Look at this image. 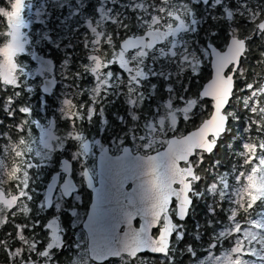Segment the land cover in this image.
<instances>
[{
  "label": "snow or ice",
  "instance_id": "6c2138e0",
  "mask_svg": "<svg viewBox=\"0 0 264 264\" xmlns=\"http://www.w3.org/2000/svg\"><path fill=\"white\" fill-rule=\"evenodd\" d=\"M8 2L10 10L0 7V17L6 18V29L0 32L6 38L0 46V87L4 91L8 87L20 89L5 99L3 111L10 120L15 118L17 111L24 117L21 123L14 125L21 135L11 143L26 145L27 151L22 155L27 171L24 184L9 181L8 184L15 191L0 185L5 196L11 194L19 197L12 208L6 213H0V217H5L0 219V227L8 222L7 213L14 208L30 219V205L35 194V176L32 170L41 167L40 161L45 160L50 151L60 145L67 147L69 141L75 144V148L68 159V165L77 164L83 179L91 187L87 161L95 146V138L90 137L84 130V123L92 126L98 115L100 122L106 126V107L124 97L127 117L117 114V119L125 130L121 136L115 138L118 141V151L122 155L106 161V168L112 174L114 198L121 205V219L110 230L102 229L98 225V210L94 209L88 220L90 239L82 247L83 255L73 264H103L113 258L118 259L121 264H135L137 260L147 264V258L141 255L144 252L162 255L160 264H175L173 253L184 239L185 230L183 224L174 222L173 214L179 221H184L195 200L205 202L208 216L215 217L218 211L224 212L229 222L224 225L223 221H219L223 226L215 229V222L207 220V226L215 230L205 247L206 258L197 259L196 249L191 244L182 250L190 254L196 264H264V197L250 203L246 195L251 192L253 184H264V82L253 81L246 84L250 95L243 98V108L254 118L245 117L243 132L238 125L231 141L226 145L231 156L242 159L240 168L234 163L231 169H222L223 162L217 159L209 169H205V175L197 172L203 164V154H212L222 136L233 133V128L228 126L229 119L237 122L240 119L234 111L225 109L234 95V75L237 72L243 75L247 71L241 65L250 51L249 41L256 37L264 41V5L257 3L253 7L251 0ZM200 7L203 8V15L197 11ZM218 8L220 14L211 15ZM52 12L59 21V34L56 38H53L52 30L46 27L35 36L25 31L33 23L40 21L47 25ZM210 15L213 21L224 19L228 23L231 32L227 51H218L212 43L218 35L215 30L206 31L204 35L208 40L203 46L199 45L200 29ZM237 17L240 18L239 21ZM237 23L251 25L246 36L239 35L241 29L235 26ZM109 24L115 27L114 33L108 30ZM121 32L125 35L117 45L114 37L119 38ZM30 44H52L57 50H64V80H79L84 74H89L93 79L90 87L79 90L81 95L88 93L90 103L77 105L74 102L75 97L69 92L61 98L58 111L69 125L63 133L34 117L33 106L25 104L18 109L12 107L23 93L30 96L34 94L35 87L31 81L50 71L52 62L37 56L35 51L30 54L40 62L42 67L39 70L33 72L27 63L19 60V57L29 54ZM78 46L83 48L87 63H80L83 73L76 71L70 74L72 57L67 50L75 51ZM204 57H211L213 61L214 77L211 82L193 96L186 95L187 88L183 90L184 94L176 95L170 81L175 78L182 82L181 78L185 73H191L193 77L198 75L197 70ZM113 65L120 71L113 72ZM153 79L164 81V91L169 95L165 101L153 106L151 111L144 112L145 103L157 95L158 85L151 83ZM53 82L44 81V93H48ZM71 87L72 85H66V88ZM206 98L212 101L213 111L210 118L203 119L198 128L186 136L163 139L169 131L176 129L178 119L188 121L196 115L197 108L203 111V101ZM176 100L180 103L176 104ZM97 105L100 106L98 110ZM129 120L130 124L127 122ZM2 123L0 120V124ZM40 125H44V128ZM253 125L258 133L255 137L252 135ZM33 128L39 130L38 135ZM4 135L0 133V137ZM129 141L141 150L138 154L132 153L126 146ZM237 142L240 144L239 148L236 147ZM157 144L166 147L161 151L156 148ZM152 151L155 154H150ZM4 152L10 153L9 145L0 150V165L6 167ZM194 156L198 158L197 161L192 160ZM244 166H251L250 172L241 170ZM2 171L0 168V172ZM233 179L235 184L231 182ZM126 184L133 186L131 192L125 191ZM198 184H202L199 189L196 187ZM154 186L161 188L165 202L149 207L148 202ZM70 187H73L71 180L60 185L61 200L72 199ZM21 190L23 195H20ZM226 203L228 208L224 207ZM40 207L37 205L38 209ZM71 207L70 205L69 214ZM241 209L247 214V227L243 226L244 222L237 220L238 211ZM12 215L15 216L16 213L13 212ZM137 217L141 220L138 229L133 228V221ZM121 224L126 226L122 237L117 234ZM158 225L159 234L154 236L152 229ZM34 226H39V221H31L27 225L14 224L17 231L12 243L15 244L17 240L20 242V246L14 250L8 240L0 239V244L10 254L11 264H52L55 256L53 242L56 248L65 247L60 232H53L49 242L44 248H40V244L44 242L37 240L35 233L32 239L24 234L25 228L32 230ZM49 229L52 230L51 226ZM199 229L200 225H197L194 237L197 241L202 237ZM12 235L8 233L9 237ZM225 240H231L232 247L216 254L215 249L222 246ZM245 256L254 259H245Z\"/></svg>",
  "mask_w": 264,
  "mask_h": 264
},
{
  "label": "flooded vegetation",
  "instance_id": "af4514ba",
  "mask_svg": "<svg viewBox=\"0 0 264 264\" xmlns=\"http://www.w3.org/2000/svg\"><path fill=\"white\" fill-rule=\"evenodd\" d=\"M8 0H0V7L4 8L5 10H9L8 6ZM251 3L253 7L257 3H260L264 5V0H251ZM10 5V4H9ZM119 10V9H118ZM200 15L204 14L203 8L200 7L197 9ZM220 14V9H216L214 12L211 13V15H219ZM211 15L208 17L207 22L203 24V26L200 29L199 33V45L203 46L205 41L208 40V37L204 35V33L210 32L212 30H215L218 35L217 37L212 41V43L215 45L216 49L220 52L227 51V44L230 43V28L228 26V23L224 19H220L218 21H213L211 19ZM3 19V17H0ZM237 21L240 20L239 17L236 18ZM239 29H241L239 35L241 37L246 36L251 28V25H245L243 23H237L235 25ZM114 31L115 27L113 26ZM6 29V22L1 21L0 22V32L4 31ZM42 29V25L39 23V27L35 23H33L29 29H26L25 31L33 34L35 36L37 32L39 33ZM53 35V32H52ZM125 34L121 32L120 37L115 40V43L119 45L122 42V38ZM5 37L0 35V43L5 42ZM248 48L250 51L247 54V57L242 60V65L241 67L246 69L247 71L242 75L241 73L237 72L234 75V95L230 98V101L228 105L226 106L225 111H234L237 116L240 114V112H244L245 117L248 118H254L250 112H247L243 108V98L247 95H250V92L246 90V84L253 82V81H258V82H264V41H262L259 37H256L255 39L249 41L248 43ZM71 54V66H72V60L76 57L81 58L80 56H76L73 53L69 52ZM38 54V53H36ZM42 58L49 59L53 62L54 64V72L53 76L51 78L56 80L57 86L56 88L52 91V94L50 97H53V95L59 93L60 88L63 85H72L73 83H82V80L85 81L86 86L90 87L93 84V79L89 74H87L84 78L82 79H71V80H64V79H58V73L57 70L62 66V62L59 64V66L56 65L53 57L45 55V54H38ZM22 57V56H21ZM31 61V56L29 57ZM85 59V55L83 57ZM32 62V61H31ZM34 63V62H32ZM211 63H212V58L211 57H206L203 61V63L200 66L199 73L200 72H207L209 74V77L203 81L201 84V87L209 80L211 76ZM36 68L41 66L39 64L34 63ZM113 72H119L120 69L117 66H112ZM229 70H226L228 72ZM185 75V74H184ZM183 75V76H184ZM183 76H182V81H183ZM47 78H50L48 73L46 72V77L42 80V83L44 80ZM174 80V79H173ZM172 80V82H174ZM62 83L60 84V82ZM180 81H177L179 83ZM151 83H156L158 87H160L164 93V97L162 98L161 101L167 97L168 93L164 91L165 87V82L162 80H157L153 79ZM182 83V82H180ZM257 87L259 86V83L256 85ZM201 89V88H200ZM199 89V90H200ZM66 90V89H65ZM184 90V86H183ZM5 91L0 87V95H2ZM63 92V91H62ZM68 92L71 93V88L68 89ZM199 93V91H198ZM49 99L50 107L51 104L54 102V97L53 99ZM264 100V98H262ZM205 101V100H204ZM208 106H212V101H206ZM121 110L122 113H120V116H125L127 117V109L126 105L124 104V97H120L117 100L116 103V108L114 110ZM106 112V110H105ZM211 112V111H210ZM108 112H106V115ZM210 113L208 114V116ZM207 116V117H208ZM50 118H53L51 115L48 116V120ZM107 118V117H106ZM47 119V118H46ZM54 119V118H53ZM55 120V119H54ZM46 121V120H45ZM44 121V122H45ZM108 121V120H107ZM119 122V120H118ZM129 124L131 121H127ZM246 123V120L244 122V125ZM233 124H238L237 121H233L231 118L228 121V126ZM236 130V126H233V133H225V135L229 136L231 134H234ZM256 132V127L253 125L252 128V134H255ZM39 132L37 133V135ZM122 134L120 132L117 133H110L106 132L104 128L101 130L100 134L97 136L98 138H95V146L92 149L90 159L87 161V165L89 168V174L91 176V187L87 185V182L83 179L82 173L80 172L79 166L77 164H72L68 165V159L71 158L72 150L75 148V144H73L71 141L69 145L66 147V151L61 152L65 153L62 155L60 160L58 161L56 158L53 161H45L43 166L44 172H45V182L44 185L41 187V190L38 191L37 193L40 195L39 201L37 202V205H40L41 207L38 209L36 206V213L28 218V220H25V215L22 214L18 209L14 208L10 212L7 213V223L4 224L2 227H0V234L2 239H6L9 242V245L13 247V250L15 247L20 246V242L17 240L15 244L12 243L13 237L15 236V233L17 229L14 227V224H21V225H27L31 221H39V226H34L32 230H29L28 228H25L24 234L26 235L27 238L32 239L34 233L36 234L35 238L37 240H41L44 243L40 244V248H44V245L48 243L49 239V234L47 230V225L50 222H54L53 226H55V223L58 222L60 224V228H55L56 233H59L62 236V239L64 241L65 247L63 248H56V244L53 245V251H54V260L52 264H73L74 261H76L79 256L83 255V249L82 247L85 245V243L88 241V220L89 217L92 215L94 209L98 210V225L99 227H102V229L106 228H111L116 222H118L121 219V205L117 203L116 199L114 198V190H107L106 189V194H105V199L101 198V196L104 194L102 190H100V182H98V175L96 172V161H97V156L99 153H101L102 149L104 147L107 148V151L105 153H109L110 156L116 157L119 155L121 152L118 151V149H115L114 147V142L117 140L115 139L117 136H121ZM258 135V133H257ZM97 140V142H96ZM132 142L129 141L127 145L131 146ZM128 146V147H130ZM131 148V147H130ZM216 150V149H215ZM133 153H139L138 151H133ZM154 153V152H151ZM46 160V159H45ZM62 161H64V165H62ZM241 165H242V159L240 158ZM183 166V165H181ZM251 166H244L242 168L243 171L245 172H250ZM4 171V172H3ZM3 174H2V179H0V185H3L5 188H7L9 181H19L21 184H24V174L21 170V168L16 170L14 174L12 173L10 176L7 174V171L3 169ZM39 173V172H38ZM56 178V185L54 188V191L52 193V199L49 205H46L44 201V195L46 188L48 184L51 182L53 178ZM39 179H41V175H39ZM66 180H71L73 187H70L71 189H75V191L71 194L72 199L71 200H61L60 199V185H62ZM103 181V180H102ZM43 184V183H42ZM235 184V182L233 183ZM108 185V184H107ZM255 185V184H253ZM103 186V185H102ZM242 185H237V187H240ZM256 187L252 188L251 192L249 194L247 193V198L250 203H254L257 199H260L261 197H264V184L260 185H255ZM106 187V186H105ZM132 187L130 184L125 186V191L126 192H131ZM69 188V189H70ZM98 188L97 192V204L93 205V198H94V191L92 189ZM20 195H23V192L21 190ZM0 213H6L8 208L5 206L6 205V199L9 196L12 195H7L5 196L3 194V189L0 188ZM4 197L6 199H4ZM19 197H17L18 200ZM113 200V201H112ZM17 202V201H16ZM14 203V205L16 204ZM96 202V201H95ZM152 202V197L148 202V206L151 207L150 203ZM203 203L204 201L201 200H195L192 208L187 216V218L184 221H179L175 215L173 214V220L177 224H183L184 229H186V226L189 222L190 215L193 211H195L196 215H193V225L195 230H197V225H200V233L202 234L201 240L198 241L197 244H195L198 247L197 252V259L199 258H206V251L205 247L209 243L210 236H205L206 232L208 231L209 233H212L215 229L221 228L223 225H221L219 222H215L214 220L220 221L221 216L223 215L224 212H219L217 213V216L215 217H210L207 215L206 209H201L199 206V203ZM173 202V207H174ZM13 205V206H14ZM71 207V214H69V206ZM11 206L10 208H12ZM229 207V206H228ZM23 211V209H21ZM15 212L16 215L13 216L12 213ZM246 213L241 209L238 211L237 215V220L240 222H244L243 226L247 227L246 224ZM5 217H0V219H4ZM213 220L215 222V229L210 228L207 225L204 226L205 220ZM192 221V219H190ZM226 223L228 222L227 217H225ZM102 222V223H101ZM229 223V222H228ZM141 224V220L139 217L134 219L133 221V228H139ZM159 225L155 228L152 229V235L158 236L159 234ZM125 225H121L119 227V230L117 231L118 235H123L125 232ZM8 233H12V237L8 236ZM173 241H175V237L173 236ZM183 247L182 242L179 243V247L177 248L176 251L181 250ZM232 247V242L231 240H225L222 244V246H218L215 249L216 254H220L224 249H230ZM2 250L5 253V260L3 264H11V259H10V254L7 250V248L2 245ZM142 256L147 258V264H160L161 259H163L162 255H152L149 252H144L141 254ZM175 258V257H174ZM245 259H254L251 256H245ZM183 261V260H182ZM181 261V258L178 256L175 258V264H184ZM95 264V262H94ZM103 264H121V262L118 259H109L106 262H103ZM135 264H144L143 261L137 260ZM186 264H195L194 262H187Z\"/></svg>",
  "mask_w": 264,
  "mask_h": 264
},
{
  "label": "trees",
  "instance_id": "16d2710c",
  "mask_svg": "<svg viewBox=\"0 0 264 264\" xmlns=\"http://www.w3.org/2000/svg\"><path fill=\"white\" fill-rule=\"evenodd\" d=\"M51 11V10H50ZM1 19V18H0ZM41 25H42V29H44L45 27L47 29L52 30L53 32V38H56L57 35L59 34V21L56 18V14L54 12L51 13V18L49 19V22L47 23V25H43L44 21H40ZM41 29V30H42ZM108 30L111 32H115L113 25H108ZM41 32V31H40ZM38 34V32H37ZM115 40H117L116 37H114ZM74 42V41H73ZM105 48H107V45H105ZM29 49L31 52L32 50L35 51L38 54H45L48 56L53 57L55 63L57 66H59V64L65 59V52L63 49L61 50H57L52 44H41L39 46L34 45V44H30L29 45ZM68 53L71 52L76 56H80L76 57L72 60V66L70 69V74L72 72H76V71H80L83 73V68L80 67V63L81 61H84L85 63H87L86 59H83L85 52L83 50L82 47H77L75 49V51H73L72 49H68L67 50ZM19 60L27 63L28 67L30 70H32L33 72L36 71V66L34 63H32L29 59V57L27 55H23L22 57H19ZM87 74L83 75V78L86 76ZM209 77V74H207V72L203 71L201 72V74L198 76L196 75L195 77H193L192 75L189 74H185L183 76V81L182 83H177V80L174 78V82L170 81V83L174 86L175 88V94L176 95H180V94H184L183 91V86L184 89L187 88L188 91L186 93L187 96H193L194 94H198L199 89L201 88V83L203 81H205L207 78ZM38 82H40L39 77H37L34 81H31V83L33 84V86L35 87V92L34 94H28V93H23L19 98L16 99L15 104L12 106L14 109H18L19 106L21 105H25V104H29L31 106H33V116L40 118V119H46L44 116L43 118L40 117V112H39V107H40V103H39V99L41 97V92L39 90L38 87ZM187 85V86H186ZM82 88H88V86H86L85 81L82 80V83H73L72 87H71V94L75 97V103L77 105L79 104H83V103H90V99H89V95L87 92H84L82 95L80 94V89ZM14 91H20V89H12L11 87H8L7 91H5L2 95H0V120L3 121L2 124H0V133H4L5 135L0 137V150H3L5 148L6 145H9V149H10V153H3L4 156V160L7 162V166L5 167L4 165H0V168L5 169L7 171V174L10 176L12 173L14 174V172L16 170H18V168L22 170L23 174H24V183L26 182L25 180V173L27 171V165L25 164L24 161V157L22 155V153L26 152V145H24L23 143H18L15 145H12V141L16 140L17 137H19L21 135V133H19L16 128L14 127V125H17L19 123H21V121L24 119L23 115L17 111L15 118L14 119H9L8 116L6 115V113H4L3 111V107H4V101L8 96H13L14 95ZM50 97V96H49ZM164 97V93L162 91V89L160 87L157 88V95L155 98H153L152 100L148 101L147 103H145L144 105V112H149L152 110V107L155 106L158 102H160L162 100V98ZM109 99H112V97H109ZM46 101L47 103H49V99L48 97H46ZM116 103H112L109 104L106 107V112H108L106 115L107 120H108V124L105 127H102V123L101 118L97 115L94 118V123L92 126H89L87 122L84 123V130L87 132V134L90 137H97L101 130L104 128V130L106 132H110V133H117L120 132L121 134L123 133L124 126L118 122L117 119V114L122 113L121 110H114L116 108ZM203 104L205 105V108L203 109V111L198 110V114L195 115L194 119L188 120V121H183L182 119H180V122L182 123L179 128L178 131L176 133H174L173 135H183L187 132H189L190 130L195 128V124L197 125L198 123H200L203 119L207 118L208 114L210 113V111L208 112V104L206 103V101H203ZM60 105V102L58 103V100H54V102L51 104V107L53 108H58V106ZM97 110L99 109V105L96 106ZM56 109L53 110H48L46 115L47 117L49 115H51L56 123H55V128L60 132L63 133L66 129H68V121L64 120L60 117V115L57 113ZM240 117L238 124H233L230 125L231 128H233V126H237L239 125L240 127V131L243 132V126H244V122H245V114L244 112H240V114L238 115ZM79 124V121L77 122ZM33 131L37 134L38 131L33 128ZM254 137L258 136L257 133L252 134ZM170 136V135H169ZM231 134L229 136L227 135H223L222 138L220 139V141L218 142V146L215 148L216 150H214V152L210 155H205L203 154V164L197 169V172L201 175H205V169H209V167L213 164L214 161H216L217 159L221 160L222 163V169L223 168H227V169H231L232 165L235 163L237 165L238 168H240L241 166V161L239 157H235V156H231L229 153V150L227 149L226 145L228 144L229 141H231ZM236 147L239 148L240 144L239 142H237ZM137 151H141L138 150ZM153 152V151H152ZM14 154V155H12ZM242 170V168H241ZM4 172V171H3ZM3 172H0V177H2ZM39 172V173H38ZM33 175L35 176V181L33 183V190H34V199L31 202V216L34 215V213H36L35 209L37 206V202L39 201L40 195L37 193L38 191L41 190L42 187V183L45 182V172L43 167H39L37 169H33L32 170ZM39 175H41V179H39ZM209 179H211V177H209ZM232 183L235 182V180L233 179L231 181ZM239 186V185H238ZM196 187L199 189L202 187V184H198L196 185ZM7 188H11L12 191H15V188L12 187L11 184H8ZM6 188V189H7ZM11 195V194H10ZM209 202L210 198H209ZM199 203V206L201 209H206L207 212V206L205 204V202L203 203ZM228 204L226 203L224 205L225 208H228ZM26 211V209H24ZM193 215H196L195 211H193L190 215V219H192V221L189 219V222L187 221L186 223H188V225L186 226V230L187 232H190V228H193ZM225 213H223V215L221 216L220 221H223L224 224L226 223L225 221ZM25 220H28V217L25 216ZM215 221V220H214ZM207 220H205V224L204 226L207 225ZM215 222H219L218 220ZM195 231V228H194ZM0 234V239L1 238ZM211 233H209L208 231L206 232L205 236H210ZM184 243V241H182V244ZM193 245V247L196 249V251L198 250V247L195 244H191ZM181 249H184L183 247ZM174 257H178L179 255L177 254V251L175 253H173ZM5 260V253L2 250V244H0V264H3ZM182 262L184 264H186L187 262H194L196 260L192 259L189 260V257L187 255L182 257ZM189 260V261H188Z\"/></svg>",
  "mask_w": 264,
  "mask_h": 264
},
{
  "label": "rangeland",
  "instance_id": "374dc122",
  "mask_svg": "<svg viewBox=\"0 0 264 264\" xmlns=\"http://www.w3.org/2000/svg\"><path fill=\"white\" fill-rule=\"evenodd\" d=\"M8 6H10L9 5V3H8ZM9 10H10V7H9ZM26 15V17L28 16V14L26 13L25 14ZM1 21H4V22H6V18H4L3 17V19L1 18L0 19V22ZM40 23V22H39ZM39 23H35L36 25H37V27H39ZM40 25H41V23H40ZM6 40V39H5ZM4 42H2V43H0V46H2V44H3ZM33 51V50H32ZM38 55V54H37ZM27 56L28 57H30L31 56V54H30V52H29V54H27ZM206 57H204L203 58V60H202V63H203V61H204V59H205ZM115 66V65H114ZM40 69V67H37L36 68V71L37 70H39ZM200 69V68H199ZM199 69L197 70L198 71V73H199ZM111 70L113 71V68H111ZM63 71H64V69L62 68V66L57 70V75H58V79H64L63 78ZM185 74H189V75H192L191 73H185ZM201 74V72L198 74V76ZM44 77H46V73L45 74H43V75H41V76H39V80H40V82H38V87L40 88V86H41V84H42V80L44 79ZM62 83V81L60 82V84ZM66 85H68V84H66ZM66 85H63L61 88H60V91H59V93H57L56 95L54 94L53 95V97H54V100H58V103L60 102V105H61V98H63L64 96H65V93L66 92H68V89L69 88H66ZM187 86V85H186ZM66 89V90H65ZM63 91V92H62ZM41 94V93H40ZM169 95V94H168ZM168 95H167V97H165V99L163 100V101H165L167 98H168ZM53 97H50V99H53ZM49 98V97H48ZM39 103H40V107H39V112H40V117L41 118H43V116L45 117V118H47V119H43V121H45L44 123L45 124H49V120H48V117H47V115H46V113H47V111L48 110H53V109H56V108H53V107H50V103H47V101H46V97H44L42 94H41V97H40V99H39ZM180 103V101L179 100H176V104H179ZM60 105L58 106V108L56 109V111H57V113L59 114V111H58V109H59V107H60ZM204 105V104H203ZM204 108H205V105H204ZM207 109H208V112L209 111H211V109H212V106H208L207 107ZM198 110H200V108H197L196 109V114H198L199 112H198ZM60 115V114H59ZM61 117V116H60ZM195 117V116H194ZM194 117L191 119V121L194 119ZM183 120V119H182ZM184 121V120H183ZM55 123H56V121H55ZM55 123H54V127L53 128H55L56 126H55ZM201 123V122H200ZM200 123H198L197 125L195 124V127L196 126H198ZM182 123L180 122V119H178V124H177V127H176V129L175 130H171V131H169L168 132V134H167V136L166 137H163V139H168L169 137H172V136H181V135H173L174 133H176L177 131H178V128H179V126L181 125ZM42 126V128H44V125H41ZM102 127H105V125L104 124H102ZM170 135V136H169ZM99 137V136H98ZM98 137H95V138H98ZM96 142H97V140H96ZM69 143H70V141L67 143V145H69ZM73 143V142H72ZM74 144V143H73ZM117 145H118V141L116 142H114V148L115 149H118V147H117ZM126 146H130V145H126ZM165 145H160V144H157L156 145V148H158L159 150H161L163 147H164ZM131 149L133 150V151H137V147H136V145L135 144H131ZM67 149H66V147H64L63 145H60V146H58L57 148H54L52 151H50L48 154H47V157H46V160H41L40 161V164H41V166L43 167V166H45L46 164H44L45 163V161H53L55 158L59 161L60 160V158L62 157V155L63 154H65V153H61V152H64V151H66ZM138 152H140V151H138ZM153 152H155V151H153ZM197 157L195 156L192 160L193 161H197ZM44 185V183L42 184V186ZM45 186V185H44ZM254 187H256L255 185H252V188H254ZM249 194V193H248ZM0 199H1V196H0ZM4 199H6L5 197H4ZM17 201V197H13V196H9V197H7V199H6V207L9 209L11 206H13L14 205V203ZM23 211H25L24 209H23ZM215 221H217V220H215ZM226 221V220H225ZM53 224H54V222H50L48 225H47V230H48V234H49V238H50V236L53 234V232H56L55 231V228H60V224L58 223V222H56L55 223V226H53ZM224 225H228V222L227 223H225ZM49 226H51V228H52V230L51 229H49ZM185 230V237H184V239L182 240V241H184V243H183V248L184 249H181V250H179V251H177V254L179 255V257L181 258V261H182V257L183 256H185V255H187L188 257H189V260H191L192 261V257L190 256V254H188L186 251H182V250H185V248H186V245H188V244H197L198 243V241L194 238L195 237V235H196V231L197 230H195L194 231V226H193V228H190V232H187V230L186 229H184ZM212 234V233H211ZM181 241V242H182ZM48 242H49V239H48ZM53 245H55V242H53ZM207 246V245H206ZM178 247H179V245H178ZM177 247V248H178ZM188 260V261H189ZM194 263L196 264V261H194Z\"/></svg>",
  "mask_w": 264,
  "mask_h": 264
},
{
  "label": "water",
  "instance_id": "95a60500",
  "mask_svg": "<svg viewBox=\"0 0 264 264\" xmlns=\"http://www.w3.org/2000/svg\"><path fill=\"white\" fill-rule=\"evenodd\" d=\"M37 55V54H36ZM37 56H40V55H37ZM41 57V56H40ZM42 58V57H41ZM42 59H45V60H49V59H46V58H42ZM31 61L32 62H34V63H36V64H39L40 66H41V64H40V62L39 61H37L36 59H33L32 58V56H31ZM51 61V60H50ZM52 62V61H51ZM42 67V66H41ZM53 72H54V64H53V62L51 63V66H50V71H47V73H48V75L50 76V78H47L46 80H51V81H54L53 82V84H51L50 86H49V91H48V93H44L43 92V83H44V81H46V80H44L43 81V83L41 84V86H40V88H39V90H40V92H41V94L44 96V97H49L51 94H52V91L56 88V86H57V83H56V80L55 79H53V78H51L52 76H53ZM213 77H214V68H213V61H212V63H211V76H210V78H209V80L201 87V89L199 90V92H201L202 90H203V88L208 84V83H210L211 82V80L213 79ZM205 101H211V99L210 98H206L205 99ZM212 111H213V108L211 109V112H210V115L207 117V118H205V119H208V118H210V116H211V113H212ZM54 123H55V120L53 119V118H50V120H49V125L53 128L54 127ZM200 125V124H199ZM198 125V126H199ZM198 126H196L194 129H192V130H190L189 132H187V133H185V134H183V135H181V136H186V135H188V134H190L191 132H193V131H195L197 128H198ZM40 127L42 128V126L40 125ZM38 132H39V130L38 129H36ZM177 137H180V136H172V137H169L168 139H175V138H177ZM166 147V145L161 149V151L162 150H164V148ZM129 149H130V151H131V148L129 147ZM215 150V149H214ZM105 151H107V148L106 147H104L103 149H102V151H101V153H99L98 154V156H97V161H96V172H97V175H98V182H100V190H102L103 192H104V194L101 196V198H104L105 199V194H106V189L107 190H114L115 191V188H114V186H113V179H112V174L108 171V169L106 168V161L108 160V159H115L116 157H112V156H110L109 155V153H105ZM132 152V151H131ZM133 153V152H132ZM134 154H138V153H134ZM150 154H155V152L154 153H150ZM205 155H210V154H208V153H204ZM119 155H122V153H120ZM195 157V156H194ZM194 157H192V159L194 158ZM64 161H63V164L62 165H64ZM181 165H183V162H181ZM56 178L54 177L52 180H51V182L48 184V186H47V188H46V191H45V195H44V201H45V203H46V205H49V203L51 202V199H52V193H53V191H54V188H55V185H56ZM103 180V181H102ZM108 184V185H107ZM103 185V186H102ZM128 184H126L125 186H127ZM106 186V187H105ZM49 189H50V191H49ZM93 191H94V200H93V205L92 206H94V205H96L97 204V202H98V200H97V192H98V188H96V189H92ZM75 191V189L73 188V189H69V193L70 194H72L73 192ZM46 196H47V199H46ZM96 201V202H95ZM113 201V200H112ZM165 201H164V198H163V196H162V190H161V188L159 187V186H154L153 187V191H152V202L150 203V205H151V207L153 206V205H162L163 203H164ZM102 223V222H101ZM121 225H124V224H121ZM102 228V227H101ZM125 228H126V226H125ZM111 228H106V230H110ZM119 229H117V231H118ZM126 230V229H125ZM118 236H120V237H122L123 235H118ZM90 238H89V236H88V240H89ZM150 253V252H149ZM150 254H152V253H150ZM152 255H154V256H156V255H160V254H152ZM113 259H115V258H113ZM106 261H108V260H106ZM106 261H104V262H106Z\"/></svg>",
  "mask_w": 264,
  "mask_h": 264
}]
</instances>
